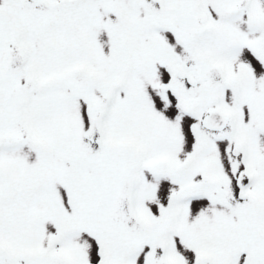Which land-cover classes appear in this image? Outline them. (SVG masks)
Listing matches in <instances>:
<instances>
[{
  "label": "snow or ice",
  "instance_id": "6c2138e0",
  "mask_svg": "<svg viewBox=\"0 0 264 264\" xmlns=\"http://www.w3.org/2000/svg\"><path fill=\"white\" fill-rule=\"evenodd\" d=\"M0 264H264V0H0Z\"/></svg>",
  "mask_w": 264,
  "mask_h": 264
}]
</instances>
